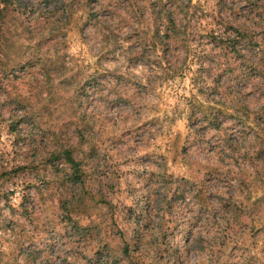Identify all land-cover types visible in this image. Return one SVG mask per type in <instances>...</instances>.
I'll list each match as a JSON object with an SVG mask.
<instances>
[{
  "label": "rangeland",
  "instance_id": "rangeland-1",
  "mask_svg": "<svg viewBox=\"0 0 264 264\" xmlns=\"http://www.w3.org/2000/svg\"><path fill=\"white\" fill-rule=\"evenodd\" d=\"M0 7V264H264V0Z\"/></svg>",
  "mask_w": 264,
  "mask_h": 264
},
{
  "label": "trees",
  "instance_id": "trees-1",
  "mask_svg": "<svg viewBox=\"0 0 264 264\" xmlns=\"http://www.w3.org/2000/svg\"><path fill=\"white\" fill-rule=\"evenodd\" d=\"M1 3V0H0ZM3 9L1 10L0 7V17H3ZM84 124V123H83ZM80 124L78 125V132H80ZM219 129H221V126L219 127ZM80 136V135H79ZM71 138V137H70ZM69 138V139H70ZM263 145H264V140L262 141ZM80 142L78 141V139L74 142V141H69L67 140L65 143H62L59 147L58 150H56L54 153H52V156L50 158H56V157H61L63 158L64 162L68 165L69 169L72 172V177L74 182H78L80 184L85 185L86 183V170L85 167H83V161L82 159H78V157H76L77 154V148L79 147ZM78 156V155H77ZM51 160V159H48ZM204 190L198 189L195 190L193 193V197L194 200L197 204L200 205V208L206 207L210 204V202L208 201L209 196L203 194ZM122 237L123 240V247H122V251L124 253L125 256H132V253H134L135 249L132 248V242L126 238L125 233L120 235ZM135 244V243H134Z\"/></svg>",
  "mask_w": 264,
  "mask_h": 264
}]
</instances>
